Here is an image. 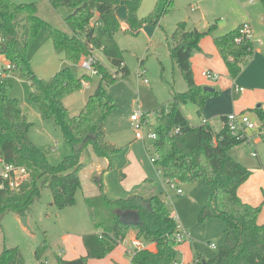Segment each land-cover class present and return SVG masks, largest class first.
<instances>
[{
    "label": "trees",
    "instance_id": "1",
    "mask_svg": "<svg viewBox=\"0 0 264 264\" xmlns=\"http://www.w3.org/2000/svg\"><path fill=\"white\" fill-rule=\"evenodd\" d=\"M49 1L57 10H73L65 20L72 35L50 26L55 51L63 54L70 65H77L92 50L102 51L117 72L112 74L99 62V86L89 96L82 111L72 116L64 100L80 92L81 82L91 78L86 75L77 78L71 66L48 79L37 76L28 58V48L46 23L38 15L35 3L0 0L4 37L0 56L12 65L5 73L18 72L20 79L30 84V100L41 118L52 122L73 150L59 165L50 163L47 152L31 141L29 132L33 123L22 112L19 101L11 96L12 86L5 76L0 81V160L25 168L29 177L15 189L8 185L0 189V219L5 213L29 217L45 189L52 193L51 205L60 210L74 207L77 193L82 189L80 173L86 167L82 162L85 151L91 149L97 157L110 162L109 170L114 168V158L121 148L108 139L105 128L116 108L108 88L119 76L129 75L116 40L122 27L117 11L121 7L126 9L131 29L128 32L138 34L144 24L159 25L175 8L173 2L161 0L155 12L142 21L138 12L143 0ZM260 1L264 7V0ZM241 27L214 38L233 79L239 77L243 65L255 52L254 41L241 35ZM213 31L214 28L201 32L189 27L187 22H180L167 39L172 60L181 70L188 90L175 93L170 106H162L156 112L158 138L152 142L155 167L168 182L181 185L206 183L213 209L205 208L203 216L221 219L226 225L224 245L218 255L211 259L199 256L193 264H264V224L258 222L264 203L253 206L240 198L239 189L251 177L252 171L232 154L245 142L227 129L215 133L206 124L195 127L182 111L183 105L192 103L202 116L208 100L218 94L217 91H205L196 83L192 65L194 54L201 51L202 39ZM255 111L264 123V111L261 108ZM97 184L99 195L85 200L96 231L83 237L87 255L71 261L58 258L56 264H88L90 259H105L131 232H135L142 243L156 245V252L137 251L132 264H176L178 248L182 244L176 238L178 223L156 189L151 188L148 195L134 192L127 198L112 199L102 179ZM131 217L136 220L129 223ZM50 249L51 245L45 239L35 252L37 260H42ZM0 264H26V260L19 247L5 248L0 254Z\"/></svg>",
    "mask_w": 264,
    "mask_h": 264
},
{
    "label": "rangeland",
    "instance_id": "2",
    "mask_svg": "<svg viewBox=\"0 0 264 264\" xmlns=\"http://www.w3.org/2000/svg\"><path fill=\"white\" fill-rule=\"evenodd\" d=\"M12 1L16 3H35L46 23L38 38L28 48V58L36 75L42 78H51L60 67L63 69L68 67L65 56L58 54L54 49L50 26L64 27V20L73 10L61 8L60 11H56L49 0ZM120 10H122L120 12L122 15L121 21L125 24L127 17L123 16L126 9L121 7ZM154 12L151 11L150 1H146L145 6L142 7L141 5L140 7L139 19L146 21ZM250 13L253 14L256 21L263 19L264 7L260 0H196L192 3L188 0H177L174 10L166 15L159 25L144 24L138 34L125 32L121 27L116 36L118 46L123 53L124 64L129 69V75L126 77L119 76L116 82L108 88L109 94L115 100L116 108L107 119L105 128L109 139L121 148V151L115 156L117 167L105 173H97L95 177L98 181L101 179L104 181L107 192L112 199L126 198L134 192L148 195L151 189H148V185L142 184L148 177L164 192L161 198L167 202L166 205L171 213L176 216L178 224L182 227L181 231L185 233L184 239L187 241L186 247L190 248L194 256H201L206 259L218 255L224 245L226 229V225L221 219L203 216L205 208L207 210L213 209L210 189L204 182L188 185L176 184L175 188L166 185L162 175L151 163V158L156 157V154L152 148V141L147 139V135L156 129L157 110L162 106H170L175 93H183L188 90L187 82L181 70L172 60L167 42V38L175 31L177 24L187 22L189 27H198L201 32H207L214 28L212 34L202 39L201 51L196 52L194 58L202 56L204 61L211 60L212 69L214 70L212 73L217 76V79H208L203 76L204 72L210 71L207 70L210 68L205 65V62H199L196 66L193 65V69L196 80L203 83V85L198 84L199 86L215 89L221 83L232 79L224 59L216 53L214 38L222 32L221 21L228 20L230 28L233 24L244 23ZM1 21L0 17V34H2ZM135 32L138 31L135 30ZM68 34L72 35L71 31ZM257 45H259V40L256 39ZM212 47L216 56L209 52ZM96 55L105 64L104 66L115 75L117 69L110 64L105 55L99 50L96 51ZM49 57H52L51 62H49ZM84 57L81 58L79 63ZM141 62H143V69L141 68ZM5 64L6 60L4 62L0 61V69L2 68L1 65ZM52 64H56L54 70L56 73L51 71ZM250 64L245 66L243 73L237 79L245 75L244 81H249V75L246 72ZM71 67L77 78H83L85 75L91 78L90 81L85 79L89 82L88 87H83L80 92L66 98V104L71 108V113H75L76 109L84 104L85 99L96 91L100 83V77L93 76L79 66L71 65ZM143 72L144 76L142 77ZM5 76H7L8 82L12 86L11 95L18 97L20 105L24 103L27 106L36 108L30 100V84L20 79L18 72H11L8 75L5 73ZM145 80L148 81V84L145 83ZM253 83L258 86L257 90L262 91L264 94V71L262 77L259 80H253ZM240 85L245 87L246 91H250L246 84L240 83ZM259 104L263 105L259 102L253 109L235 112V114L246 113L259 123L261 120L255 111ZM182 111L193 126L202 125V120L194 104L183 105ZM135 112L143 115L142 132L146 137L145 143L142 141L135 142L137 129L136 125L131 122V116ZM32 122L31 136L36 135L38 137L39 135V138H41L40 123L34 120ZM58 132L63 138L62 132ZM255 140L257 141L255 145L243 144L239 153L241 163L254 172L240 189L244 195V201L249 199L256 203L255 205L260 206L264 203V140ZM63 142H65L64 138ZM132 142H135L132 150L141 160V165L145 168L144 171L139 166L136 168L129 167L128 170L124 171V166L127 168L128 164V148ZM47 150L45 148V152ZM62 152L63 150L60 153ZM49 154H52V152L49 151ZM92 156L91 150L89 152L85 151L82 155V162L86 164L81 172L82 182L85 186L89 185L91 171L97 167L98 163L92 161L94 157ZM66 157L58 156L57 160L50 163L59 165ZM164 187H166V190H164ZM178 189L183 191L181 195L177 193ZM52 200L51 191L48 189L43 190L41 200L34 205L30 215V222L28 223L30 229L26 228L21 222V217L14 213H5L1 217L0 254L5 248L19 247L26 258L27 264H35V252L40 244L47 239L51 245V249L48 251L50 263L56 264L57 257L55 253L61 254L62 250L67 249L66 242L62 240L63 235L68 236V243L77 248L81 246L83 248V236L93 234L95 231L86 203L83 201V189H80L77 193V204L70 209L60 210L51 205ZM259 218V221H264V205ZM75 219H77V222H74ZM211 244H215L216 248H212ZM121 250L123 252V262L131 264L132 254L125 253L123 249H120V252ZM183 255L178 254V262H185V255Z\"/></svg>",
    "mask_w": 264,
    "mask_h": 264
},
{
    "label": "crops",
    "instance_id": "3",
    "mask_svg": "<svg viewBox=\"0 0 264 264\" xmlns=\"http://www.w3.org/2000/svg\"><path fill=\"white\" fill-rule=\"evenodd\" d=\"M146 1H150V6H151L152 12L156 10L158 4L161 2V0H159V1L158 0H143L142 1L143 4H141L142 7L145 6ZM168 1L173 2L174 5H176L177 0H168ZM178 1H182V0H178ZM188 1H190V3L196 2V0H188ZM53 9L56 11H60V9L59 10H57L55 8H53ZM121 11L122 10H120V9L117 11V17L119 18L120 21H121V17H122V15L120 13ZM139 11H140V9H139ZM38 15L41 17V15L39 13V9H38ZM138 16H139V12H138ZM123 17H125V18L127 17V12H125V15ZM247 17H249V18L247 19ZM247 17H246L244 23L238 24V25L233 24V26L230 28H229L230 22L228 20L221 21L222 32L219 33V36L225 35V34L229 33L230 31H233V30L237 29L238 27L242 26L243 24H250L251 25L253 33L255 31V34L253 35V41L255 44V52H254L252 58H250V60L245 65H243V69H242V73H243L244 69L246 68L245 66L247 64L251 63L249 65L250 66L249 69L246 72V74L248 73V75H249V81H244V77H245V75H244L239 79H233V78H232L233 80L228 79L227 82L225 81L224 83H221L219 87H217V88L214 87L215 89L211 88L214 91H217L218 94L213 96L210 100H208L207 105H206L205 110H204V113L202 116H200V118L202 120V122H201L202 125L204 124V121H205L208 123V125L211 128L221 129L223 126L224 119L228 115L233 114L235 112H243V111L248 110L250 108L253 109L259 102H261L263 105L259 104L257 108H261L264 111V94L262 93V91H258L257 90L258 86L253 83V80H255V81L259 80L262 77V72L264 71V16H263V19L260 21H258V20L256 21L253 14H251V13L248 14ZM64 22H65L64 27H62V28L57 27V26H55V27L66 32V33H68L70 31V29L68 28L65 20H64ZM121 26L125 32H128L129 30H131L127 22L124 24L121 21ZM160 26H161V24H160ZM194 28H197L198 30H200L198 27H194ZM146 30H148V29L146 28ZM151 31H153V30L151 29ZM256 39L259 40V45H257V46H256ZM200 47H201V45H200ZM96 51L94 54L98 58V56L96 55ZM217 51L218 50H216V53L218 55H220V53ZM100 52H102V51H100ZM209 52H211L213 55L216 56V53H215V50L213 47L209 50ZM51 58L52 57H49V62H51ZM4 60H5L4 57L0 56V61L4 62ZM99 61H101V60L99 59ZM199 62H205V65L210 68L207 70L214 71L212 69L213 64H212L211 60L204 61L202 56L197 57V58L193 57L192 65L196 66ZM6 64H7V61H6ZM102 64L105 65L103 62H102ZM5 65H1V66L4 67ZM66 65L70 66V64L68 62H66ZM226 67H227V65H226ZM55 68H56V64H52L51 71L55 72L54 71ZM61 69H63V68L60 67L56 72L58 73L59 71H61ZM193 72H194V69H193ZM194 75H195V73H194ZM40 78H42V77H40ZM43 79H48V78L43 77ZM195 80H196V78H195ZM196 83L199 85H203V83H200L197 80H196ZM240 83L246 84L249 87L250 91H246V88L241 86ZM208 84H210V83H208ZM31 93H32V89H31ZM12 97L19 101L18 97H16V96H12ZM88 98L89 97H87L85 99V102L83 105H81V107L76 109L77 111H75V113H71L72 112L71 108H69L68 105L66 104V99L64 100V105L69 110L70 114L72 116H75V115H78L82 111V109L84 108V106L87 103ZM19 105H20V102H19ZM20 108H21L22 112L28 117V119L31 122L34 120L37 123H40L41 132H42L41 138H39V135H38V137L36 135L31 136V134H32L31 130L29 132V137H30L31 141L35 145H37L39 148H41L43 151H45V148L48 149L46 152H47L48 160L50 162H52V161L54 162V160H57L58 156L63 157V156H69L72 154L73 150L66 142H63L64 136L62 138L61 134L58 132L60 130H58L52 122L44 121L41 118L37 108H35L34 106H29V105L27 106L24 103H23V105H20ZM108 139H109V137H108ZM64 141H65V139H64ZM135 142H141V141L136 139ZM135 142H132V144H130V147L128 148L129 149L127 152L128 164H127V168H126V166H124V171L128 170L129 167L130 168H132V167L136 168L137 166L141 167L143 169V171L145 169L144 166L141 165V160L139 159V157L136 154H134V152L132 150V147L135 144ZM142 142L145 143L146 141H142ZM242 145L239 146L238 148H236L232 153L233 156L240 163H241V161H240L241 159H240L239 153H240V150L242 148ZM62 150H63V152L60 153ZM49 151L52 152V154H49ZM91 152H92V150H91ZM92 154L94 156V157L92 156L93 157L92 161H96L98 163H97V167H95V169H93L91 171L92 173H91L89 185H86V186L84 185V183L82 182L83 181L82 180V174L80 173L81 182H82V189H83V201H85L87 198L96 197L100 193L99 188H98V184H97L98 180L96 179V181H95V178H96L95 175L97 173H105V172L110 171L108 169L110 162L107 159L99 158L93 152H92ZM116 167H117L116 158H114V168H116ZM252 173H254V172L252 171ZM103 183H104V181H103ZM165 183H166V181H165ZM142 184L148 185V187H149L148 189H151V188L156 189V192L161 197H162V195H164L163 194L164 192L162 191V189H160L158 187V185L155 184L148 177L144 180V182ZM175 184H179V183H175ZM104 185H105V183H104ZM166 185H167V183H166ZM166 187H164V190H166ZM105 189H106V185H105ZM106 191H107V189H106ZM239 196L244 201V199H243L244 195L242 194L241 189H239ZM114 199H119V198H114ZM52 202H53V200H52ZM244 202L247 204L253 205V206H258V205H255L256 203H254L253 201H250L249 199L247 201H244ZM67 209H70V208H67ZM64 210H66V209H64ZM259 220H260V218H258L259 224H264V221L261 222ZM29 222H30V216L28 217V223ZM74 222H77V219H75ZM180 228L182 230V227H180ZM94 233H96V231H94ZM62 240H64L66 242V246H67L66 248L67 249L62 250L61 254L55 253L57 259L61 258L64 260L71 261V260H75V259H78L81 257H85L87 255V251H86L84 243H83V238H82L83 248H82V246L80 248H77L76 246L72 245L71 243H68L69 241H68L67 235H63ZM135 242H139L142 244L141 249H149L151 251L156 252V245H154V244L146 245V244L142 243L140 240L137 239L136 233L131 232L128 235V237L124 240V242L121 243L107 258L102 259V260L90 259L88 264H125L123 262V259H122V253L123 252H122V250L120 252V249H123V251L125 253H127V252L130 253V250L134 251L135 247L133 246V244ZM186 246H187V241L185 240L181 244V246L178 248V254L179 255H183V254L185 255V256L183 255L185 262L183 261L184 263H180L177 261V263H179V264H193L197 259V256L196 255L194 256L192 254L190 248H187ZM132 257H133V255H132ZM42 260L46 261L48 264H51L48 252L44 255ZM35 261H36L35 264H38L39 261L37 260V258ZM56 263H57V261H56ZM26 264H27V261H26ZM131 264H132V261H131Z\"/></svg>",
    "mask_w": 264,
    "mask_h": 264
},
{
    "label": "built area",
    "instance_id": "4",
    "mask_svg": "<svg viewBox=\"0 0 264 264\" xmlns=\"http://www.w3.org/2000/svg\"><path fill=\"white\" fill-rule=\"evenodd\" d=\"M240 32L243 37L253 40V30L250 24H243ZM3 41H4V37L2 34H0V45L3 43ZM95 51L96 50H92V52L88 56H85L84 59L81 61V63L77 64L76 66H79L84 71L92 74L93 76L99 77L100 76L98 70L99 59L95 56L94 54ZM11 69H12V65L8 63L6 64L5 67H2L0 69V81L5 77V70H11ZM141 76L142 77L144 76V72L142 73ZM203 76L208 79H213V80L217 79V76L213 74L212 71L204 72ZM145 83L148 84V81L145 80ZM81 84L82 87L89 86V82H87L86 80H83ZM143 121H144L143 115L140 114L139 112H135L131 116V122L136 125V129H137L136 139L140 141H145L146 138L142 132ZM204 124L208 125V123L205 121ZM212 129L215 133H221L223 130L227 129L230 132V134L236 136L238 139L243 140L245 143L251 145H255V143L257 142L255 139L264 140V123L263 122L258 123L254 121L246 113H242L240 115H237L235 113L230 114L224 119L223 126L221 129H215V128ZM157 138H158L157 133L155 131L150 132L147 135V139L151 140L152 142L156 141ZM155 161H156V157H152L151 163L154 166H155ZM158 172L161 174L159 170ZM28 177L29 174L25 168L15 166L12 164H7L5 161L0 160V189L4 188L5 185H8L12 189H15L19 187L22 183H24L28 179ZM166 183L172 188L176 187L175 182L166 181ZM177 193L181 195L183 191L181 189H178ZM174 217L176 219V216ZM178 230L179 232L177 233L176 238L180 243H183L185 241L184 239L185 233L181 231L179 224H178ZM133 246L135 247L134 251L130 250V253L132 255H134L139 250H143L141 249L142 244L139 242H135ZM211 247L216 248V245L211 244ZM38 264H48V263L46 261L40 260Z\"/></svg>",
    "mask_w": 264,
    "mask_h": 264
},
{
    "label": "water",
    "instance_id": "5",
    "mask_svg": "<svg viewBox=\"0 0 264 264\" xmlns=\"http://www.w3.org/2000/svg\"><path fill=\"white\" fill-rule=\"evenodd\" d=\"M205 91H214V90L207 87V88H205ZM135 220H136L135 217H131L128 222L131 223V222H133ZM21 222L24 224V226L26 228L30 229L29 224H28V217L21 218Z\"/></svg>",
    "mask_w": 264,
    "mask_h": 264
}]
</instances>
